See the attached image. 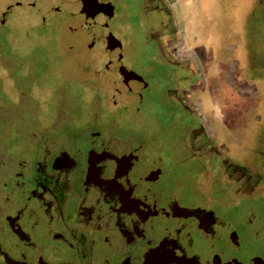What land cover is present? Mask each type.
I'll return each mask as SVG.
<instances>
[{
  "label": "flooded vegetation",
  "instance_id": "flooded-vegetation-1",
  "mask_svg": "<svg viewBox=\"0 0 264 264\" xmlns=\"http://www.w3.org/2000/svg\"><path fill=\"white\" fill-rule=\"evenodd\" d=\"M65 2L61 10L85 19L72 31L99 17L105 56L84 67L93 113L75 121L59 92L47 125L36 118L5 131L14 121L0 104V264H264V162L253 160H264L263 148L231 155V112L219 133L205 118L201 62L181 44L173 3L134 0L132 17L150 30L134 58L105 41L113 17L105 24L100 10L91 17L79 0L71 1L77 10ZM15 5L37 8L11 3L2 26ZM235 67L229 82L244 97L251 85ZM27 100L32 92L22 87L10 102ZM234 104L228 110L249 107Z\"/></svg>",
  "mask_w": 264,
  "mask_h": 264
},
{
  "label": "rangeland",
  "instance_id": "rangeland-1",
  "mask_svg": "<svg viewBox=\"0 0 264 264\" xmlns=\"http://www.w3.org/2000/svg\"><path fill=\"white\" fill-rule=\"evenodd\" d=\"M33 1L37 8L12 7L2 26V11L17 0H0V104L14 121L12 126L3 127L5 131L21 129L20 123L33 126L36 118L39 125H47L61 106L59 92L65 95V106L77 111L75 121H82L93 113V106L88 102L94 91L87 86L84 67L87 63L97 66L92 60L105 56L101 27L92 21L89 25H80V31H72L75 24L79 26L85 20L82 15L71 16L67 9L61 10L63 1L69 6L72 0ZM111 1L116 9L109 22L110 29L123 41L128 56L136 58L144 49L143 38L145 35L148 38L149 26L143 31V25L132 17L131 14L139 12L134 0ZM170 2L182 33L181 44L196 53L201 62L203 73L198 79V88L203 92L198 97L202 108L205 107L202 110L205 118L208 121L212 118L213 128L219 133L226 125L219 120H228L231 112L234 135V140L232 137L229 140L231 155L235 156L238 148L251 152H246L241 159L255 155L254 150L263 148L260 151H264V145L257 143L258 139L264 141V0ZM72 4L70 7L77 9ZM89 43H92L90 47ZM36 61L46 65L43 67ZM231 64H236L234 69L241 75L240 79L251 85L243 89L245 93L240 92L244 97H238L237 86L229 82ZM22 87L30 89L33 103L10 102L18 98ZM243 100L248 108L228 110L229 102L240 106ZM120 120L131 121V117ZM139 120L145 121L142 116ZM144 130L151 132L154 128L150 124ZM260 157L255 155L253 160L261 166L264 160ZM200 177L201 181L205 179Z\"/></svg>",
  "mask_w": 264,
  "mask_h": 264
},
{
  "label": "water",
  "instance_id": "water-1",
  "mask_svg": "<svg viewBox=\"0 0 264 264\" xmlns=\"http://www.w3.org/2000/svg\"><path fill=\"white\" fill-rule=\"evenodd\" d=\"M79 1H80V6L78 7L79 12H83L87 16L91 15V17H93V15H95V14L92 13V10L94 9V11H97V12L100 10V13L104 15L103 22L105 24H108V20L111 19V17H113L115 14V5L111 2L102 3V2H99L98 0H79ZM94 17L92 18L93 19L92 21H94V19H99V17H95V18ZM110 35H113L111 30L108 31V34L106 35L105 41H107V43L111 42L112 45H114L115 47H117V49L119 51H121L123 44H124L122 42V40L119 38L116 39L115 37L113 38ZM103 42H104V40H103ZM91 44L92 43H89L90 46H91ZM122 72H124V74H136L135 71H131V70L127 69L125 66H123Z\"/></svg>",
  "mask_w": 264,
  "mask_h": 264
}]
</instances>
